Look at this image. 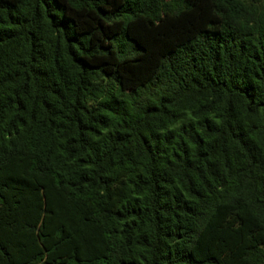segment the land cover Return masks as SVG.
Listing matches in <instances>:
<instances>
[{"label":"trees","instance_id":"16d2710c","mask_svg":"<svg viewBox=\"0 0 264 264\" xmlns=\"http://www.w3.org/2000/svg\"><path fill=\"white\" fill-rule=\"evenodd\" d=\"M0 264H264V0H0Z\"/></svg>","mask_w":264,"mask_h":264}]
</instances>
